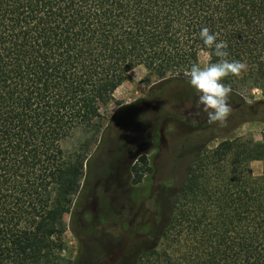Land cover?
Listing matches in <instances>:
<instances>
[{
    "label": "trees",
    "instance_id": "trees-1",
    "mask_svg": "<svg viewBox=\"0 0 264 264\" xmlns=\"http://www.w3.org/2000/svg\"><path fill=\"white\" fill-rule=\"evenodd\" d=\"M204 27L226 42V57L204 46ZM201 52L243 62L246 82L264 94V0H0V264H72L64 236L100 175L91 157L110 148L124 114L104 126L101 110L138 66L158 79L149 95L179 101L175 119L204 138L171 153L173 165L188 164L133 264H264V178L244 165L264 161V138L206 150L259 120L264 99L248 104L225 85L229 114L209 122L188 83ZM132 171L135 183L151 171L145 155Z\"/></svg>",
    "mask_w": 264,
    "mask_h": 264
},
{
    "label": "rangeland",
    "instance_id": "rangeland-1",
    "mask_svg": "<svg viewBox=\"0 0 264 264\" xmlns=\"http://www.w3.org/2000/svg\"><path fill=\"white\" fill-rule=\"evenodd\" d=\"M210 64H214V62L211 61L209 55L206 52H201L199 54V66L206 67ZM245 75L246 69L242 70L239 75L229 74L221 80V83L238 90L248 104L255 100L264 99L263 91L246 82ZM227 77L230 80H227ZM157 81V77L150 74L146 67L138 66L134 68L123 84L117 88L114 101L101 110L104 126L109 124L116 111L122 110L124 114L120 124L108 132V135L111 136L109 139L110 148H107L104 144L99 153L95 157H91L92 173L100 174L103 172L108 166L107 160L109 157L113 156L123 144H127L125 149L122 148L126 152L128 139H130L128 137L131 134L135 137L136 152L144 144L148 131L150 132L151 141V150L146 153V157H150L152 161L151 171H149V175L145 180L135 188V195L139 194L135 198L136 202L140 196L141 200L145 199V201L143 200L144 205L135 214L133 227L129 231L119 230L118 233L108 229L105 231L112 234V236L114 235L113 241L119 245L120 249L119 258L117 261L111 262L113 264H133L135 258L153 243L152 233L159 232L167 218V213L165 211L158 212V208L167 200L166 193L168 190L181 181L184 169L188 164V160L182 159L173 165L170 155L174 151L180 153L185 141L190 139L189 141L192 143L193 138H197L196 142L201 144L202 138H204L196 135L190 128L185 127L175 119V116L178 115L176 106H179V101H174L173 107V105H170V96L163 98L149 95L152 86ZM134 103H137V105L129 107ZM131 131L132 133H130ZM98 136L99 139L101 135ZM263 138L264 113L260 114L259 120L244 122L230 132L208 141L206 150H213L224 140L247 139L260 142ZM96 148L97 146L94 145L93 150ZM244 165L254 177L264 178L263 160L250 159ZM173 166L174 174L171 175ZM168 186H171V188ZM106 204V199L102 200V206ZM68 219L69 216L66 217V220ZM76 230L77 236L71 230H68L64 236L66 256L72 260V264H83L80 259L74 262L78 252V242L86 241L87 249L101 251L108 246L112 239L111 236L104 235H90L85 239L86 233L82 230ZM88 251L82 254L84 260L91 258L90 251Z\"/></svg>",
    "mask_w": 264,
    "mask_h": 264
},
{
    "label": "flooded vegetation",
    "instance_id": "flooded-vegetation-1",
    "mask_svg": "<svg viewBox=\"0 0 264 264\" xmlns=\"http://www.w3.org/2000/svg\"><path fill=\"white\" fill-rule=\"evenodd\" d=\"M150 142V132L148 131L144 144L136 152L135 137H130L127 151L122 149H125L127 144L120 146L116 153L107 160V168L100 175L92 176L88 181L89 191L86 192L81 202L77 203L72 214V227L84 231L85 239L90 235L111 236L112 239L108 246L101 251L87 249L86 241L78 242V252L74 262L80 259L83 264H113L111 262L117 261L119 258V245L113 241V236L105 231L108 229L118 233L119 230L129 231L133 227L135 214L144 205L143 200L145 201V199L141 200L140 196L136 202L135 198L139 194L135 195V188L145 180L149 171L144 173L140 182L135 183L132 168L139 157L146 156V153L151 150ZM147 161L148 166L151 167L150 157L147 158ZM105 199L107 204L102 206V200ZM85 251L91 254V258L88 260H84L82 256Z\"/></svg>",
    "mask_w": 264,
    "mask_h": 264
},
{
    "label": "clouds",
    "instance_id": "clouds-1",
    "mask_svg": "<svg viewBox=\"0 0 264 264\" xmlns=\"http://www.w3.org/2000/svg\"><path fill=\"white\" fill-rule=\"evenodd\" d=\"M199 37L205 47L213 49L215 56L224 58L228 55L226 42L218 41L217 34L210 33L207 27L201 28ZM245 69L243 62L226 59L206 67L192 65L188 72V83L197 93L198 104L207 114L209 122L223 123L230 111L227 103L230 89L221 80L229 74L239 75Z\"/></svg>",
    "mask_w": 264,
    "mask_h": 264
}]
</instances>
